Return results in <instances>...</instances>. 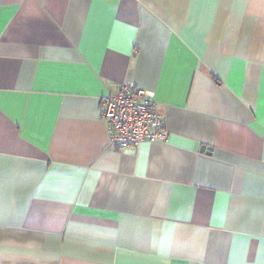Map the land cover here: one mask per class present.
Masks as SVG:
<instances>
[{"label":"crops","instance_id":"crops-1","mask_svg":"<svg viewBox=\"0 0 264 264\" xmlns=\"http://www.w3.org/2000/svg\"><path fill=\"white\" fill-rule=\"evenodd\" d=\"M0 264H264V0H0Z\"/></svg>","mask_w":264,"mask_h":264},{"label":"built area","instance_id":"built-area-1","mask_svg":"<svg viewBox=\"0 0 264 264\" xmlns=\"http://www.w3.org/2000/svg\"><path fill=\"white\" fill-rule=\"evenodd\" d=\"M100 117L112 149L137 147L141 142H163L167 131L151 94L129 83L100 99Z\"/></svg>","mask_w":264,"mask_h":264},{"label":"water","instance_id":"water-1","mask_svg":"<svg viewBox=\"0 0 264 264\" xmlns=\"http://www.w3.org/2000/svg\"><path fill=\"white\" fill-rule=\"evenodd\" d=\"M201 150H202V151H206V150H210V148H209V147H206V146H202V147H201Z\"/></svg>","mask_w":264,"mask_h":264}]
</instances>
